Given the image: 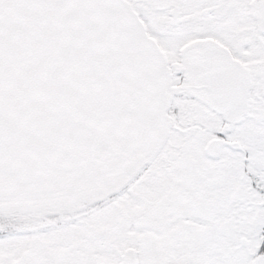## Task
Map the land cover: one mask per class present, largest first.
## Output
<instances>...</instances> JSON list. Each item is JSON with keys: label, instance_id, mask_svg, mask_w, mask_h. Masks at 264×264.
I'll return each mask as SVG.
<instances>
[{"label": "snow or ice", "instance_id": "snow-or-ice-1", "mask_svg": "<svg viewBox=\"0 0 264 264\" xmlns=\"http://www.w3.org/2000/svg\"><path fill=\"white\" fill-rule=\"evenodd\" d=\"M0 264H264V0H0Z\"/></svg>", "mask_w": 264, "mask_h": 264}]
</instances>
